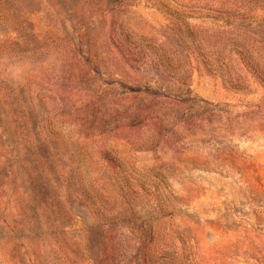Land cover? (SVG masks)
<instances>
[{"label":"rangeland","instance_id":"rangeland-1","mask_svg":"<svg viewBox=\"0 0 264 264\" xmlns=\"http://www.w3.org/2000/svg\"><path fill=\"white\" fill-rule=\"evenodd\" d=\"M0 264H264V0H0Z\"/></svg>","mask_w":264,"mask_h":264}]
</instances>
